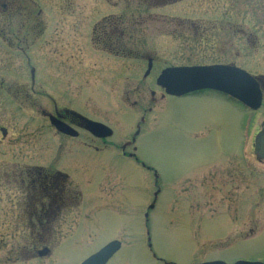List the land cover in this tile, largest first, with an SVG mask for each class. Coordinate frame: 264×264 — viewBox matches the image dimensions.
Listing matches in <instances>:
<instances>
[{
	"label": "rangeland",
	"instance_id": "rangeland-1",
	"mask_svg": "<svg viewBox=\"0 0 264 264\" xmlns=\"http://www.w3.org/2000/svg\"><path fill=\"white\" fill-rule=\"evenodd\" d=\"M25 1L37 3L36 0ZM76 2L80 4L84 1ZM231 4L233 7H230ZM172 5L176 7L151 8L144 16L151 14L156 20H223L228 13L234 23L239 25L236 30L242 28L247 31L248 28L256 36L254 29L257 28V37L264 44V0H187ZM133 12L141 14L136 10ZM57 13L66 17V12ZM98 13L91 12L90 25L95 23L97 17L93 15ZM34 15L35 10L32 12ZM30 20L24 23L30 24ZM14 21L13 26L20 24L17 19ZM35 22L33 25H36ZM44 22L51 27L68 26L67 17L59 23ZM158 26L163 27L161 24ZM172 30L170 28L169 34ZM174 32L178 33V30ZM186 32V36H192L190 30ZM235 33L236 47L242 40L238 39L239 33ZM153 34L150 36L152 39L160 38L159 34ZM205 45L195 42H154L138 46L155 57V70L169 63L212 64L225 58L211 52L209 45L205 49ZM6 47V43L0 42V128L6 130L5 137L0 134V264H52L51 256L32 258L21 250L35 240L34 244L38 248L40 244L51 247L68 243L71 235L63 236L61 233L78 227L85 232L84 238H81L83 242L78 241L77 236L76 240L80 244L72 246L74 243H68V249L73 247L74 251L73 255L69 251L64 252L68 264L75 260L74 255L77 258L83 253L87 255L114 239L121 240L123 246L108 264H199L207 261L228 264L237 260L264 262V163L257 161L253 149L249 157V209L250 228L255 235H250L246 241L236 235L230 240L232 236L229 234L233 230L235 234L242 231V214L235 216L234 221L229 220L230 224L227 218L222 217L229 216L231 211L227 202L229 199H226L232 195L228 192L232 191L231 186H221L216 191V188H211L210 177L204 180L202 209L200 203L188 204V209H185L183 202L176 197L184 198L186 195L190 198L188 195L197 193V178L192 176L182 183L177 180L180 176L196 172L199 165L205 163L215 162L221 170H226L232 163L229 157L219 156L223 152L236 151L241 116L249 115L251 118L252 141L255 133L264 125V95L260 108L252 113L244 111L245 115L243 111L241 114L237 104L225 102L219 94L211 97H168L162 101L160 92L156 91L155 101L152 102L147 87L153 85L150 82L153 71L144 81L142 74L145 63L139 59L119 61L121 69L118 75L113 68L101 65L105 60L100 53L105 51L99 44H73L68 40L57 44L49 36L39 41L27 39L26 43L13 44L10 51ZM86 48L91 53L88 61L84 58ZM242 54L239 55L241 59L233 57L231 60L245 66L251 73H264V60L257 58V65L246 57L243 59ZM221 60L219 62H223ZM31 69H34L33 82ZM113 76H117V81L112 80ZM64 109L110 127L113 135L107 139L109 151L130 141L136 125H140L141 116L144 118L140 136L136 139V154L148 168L156 171L160 187L154 208L149 213L147 234L141 212L146 210L152 200L156 189L154 179L115 152L117 155H113L109 163L112 167L106 166V169L114 168L125 177L123 182L118 183L121 188L117 195L108 202H102L99 199L101 190L96 183L100 172L97 168L100 158L105 159L104 154L100 153L108 154L109 151L94 152L93 148L103 149V145L79 130L75 139L58 135L49 126L46 115ZM194 129H201L197 132L198 139L192 138ZM218 158L221 159L216 162ZM234 163L241 164V158L236 156ZM214 166L207 165L203 169V177L216 169ZM32 167L64 171L74 191L78 189L80 192L81 198L75 205H71V202L65 205L63 211L74 214L59 222L58 227L62 223V228L57 234L52 231L45 237L33 236L17 214L23 206L17 176ZM87 172L91 174L90 179ZM236 175H239L236 178L239 185L234 188L238 187L241 192L242 173ZM215 192H219V197L212 200L217 196ZM213 209L217 211L216 216L211 215ZM29 253L33 255V252Z\"/></svg>",
	"mask_w": 264,
	"mask_h": 264
},
{
	"label": "flooded vegetation",
	"instance_id": "flooded-vegetation-1",
	"mask_svg": "<svg viewBox=\"0 0 264 264\" xmlns=\"http://www.w3.org/2000/svg\"><path fill=\"white\" fill-rule=\"evenodd\" d=\"M1 2L4 1L1 4L0 8V42L7 44V50H11V46L13 44H19V42H27V39H31L32 41H39L41 38H47L50 36L53 43L62 44L63 40H68L73 44H99L101 45L102 50H104V53L102 54L105 63H102L101 65L103 67L113 68L114 71L117 72L121 69L119 65V61L125 60V59H139L145 63V68L147 67L148 61H151V70L150 72L144 76V73L142 74L143 80H147L148 77H150V82H152L153 85H149L148 91L150 95V99L152 102L155 101L154 97L156 94V91H159V97L163 101L166 98L170 97L164 94L163 89L159 88L155 84L156 77L160 74V72L168 67H178V66H186L187 62H183L184 64H165L162 65L159 68H155L156 59L153 57L152 54L149 53L147 50H142V46H138L140 44H151L154 42H178V43H190L195 42L196 44H206V48L209 45L210 51L215 52V55L225 57L224 59H218L217 62L212 64H221V65H233L234 62L231 60L234 58H239L240 54H242L243 59L246 57L250 61L254 62L258 65L255 60L258 58L259 60H264V44H260L258 46H254L256 43V37L251 34L250 30L247 29V31L243 29H235L236 25L234 24V20L231 18V16L226 13L225 19L221 20H189V19H153V16L151 14H148L147 17L144 16L147 12H150L151 8H160L163 7L166 8H174L176 6L172 5L175 4V2H182L187 0H137V3H130L129 0H82L83 3H77L76 1L79 0H36L37 3H26L25 0H0ZM56 1V2H55ZM0 2V3H1ZM60 2V3H57ZM174 6V7H172ZM38 7V8H37ZM230 7H233V4L230 5ZM185 8H181V10H184ZM35 10L34 17L32 16V12ZM133 10H136L137 12H141L138 14H135ZM57 12H66L67 17V25L68 26H62V27H51L47 23L44 22H53V23H59L61 20L66 19L63 15H58ZM91 12H99L103 14H96L93 15L94 17H97L95 20V23L93 25H90V20L92 18ZM34 19L37 22L36 25H33ZM50 18V21H49ZM18 20L20 24L17 26H13L14 20ZM74 19V20H70ZM23 20V21H21ZM30 24L24 21H29ZM18 23V22H17ZM63 23V22H62ZM162 25L158 26V25ZM170 28H173L172 32L169 34ZM178 30V33H175V30ZM220 29V30H216ZM187 30H190L192 33L191 37L186 36L185 33ZM239 33V40L242 41L239 43L238 46H234L235 44V32ZM163 34H160V33ZM153 33L159 34V39H152L150 36H153ZM175 34V35H174ZM177 34V35H176ZM154 40V41H153ZM244 40V41H243ZM241 46V47H240ZM89 48V46H88ZM144 48V47H143ZM72 49H74V46H72ZM236 50V51H235ZM86 54L85 59L88 61L90 58V52L87 51L86 48ZM236 52V53H235ZM251 52L253 53L251 55ZM77 54V53H76ZM83 58V59H84ZM70 59L71 56H70ZM75 60L78 62V58L76 57ZM223 62H219V61ZM89 65V64H88ZM254 65V66H257ZM120 67V68H119ZM32 70V82L34 80V69ZM260 74V73H258ZM119 75V74H118ZM113 81H117V76L111 77ZM148 85V84H147ZM153 86V87H152ZM70 89V87H68ZM66 88V89H68ZM201 96V97H211L214 94L208 93V92H202L199 94H190L184 97H192V96ZM181 97V98H184ZM225 99V102L231 103V105H235V103L231 102L230 100ZM136 103H133V106H135ZM238 109L241 110V114L243 111V115H245L244 110L237 105ZM236 107V108H237ZM148 111L150 109L148 108ZM57 111H54L56 113ZM59 114V118L62 122L70 126L71 128L75 129L77 133L79 134L78 130L86 133L79 127L78 120L74 119L69 114H66L64 110L57 112ZM127 118V117H126ZM144 118L141 116L139 123L140 125H136L135 132L133 133L130 141H126L121 145L119 148H112V152L114 151V154H112L111 151L106 147L107 139H95L99 143L103 145L102 148L95 147L93 148L94 152L101 151H109L108 154L102 152L101 154H104L105 159L100 158V164H98V168L100 172L98 173V180L96 183H98V187L101 190V195L99 196V199L102 202H108L110 199H112L116 193L120 190L121 187L118 186L119 182H123V178L125 177L122 173L117 170L113 169H106L107 167H112L109 163L113 160V155H118L126 160H129L135 164V166L140 167L145 173L150 175L154 179V186L156 187L155 191L152 194V200L150 204L146 207V210L141 212L143 223H144V229L146 234L147 232V225L149 222V213L154 208L156 199L158 197V194L160 193V187H159V179L157 176V173L152 168H148L146 164L141 162L137 158V147L136 142L138 136H140L141 131V124H143ZM212 122H210L211 125ZM240 125H238V131L237 132V145H236V151H227L223 152L219 157H229V160L232 162L230 165L227 166L226 170H221L218 168L217 163H205L204 165H199L196 172L191 171L187 172L186 174L180 176L177 180L185 182L190 180L192 176L197 178L196 181V195H188L190 198H188L186 195L184 198L181 196H176L179 198L184 205V208H187L188 204L192 203H200V207L202 209V200L204 198L203 195V182L204 180H207L210 177V181L212 182L211 188H216L217 191L218 188H222L221 186H231L232 191L228 190L229 194L231 193V197L226 199H229L228 204L231 206V211L229 213V216H222L223 218H227V223H229V220L234 221L236 218L235 216H238L240 213L242 214V231L235 234V230H233V233H229L231 236V239H234L233 236H240L243 237L242 241H246L250 235H255L253 230L250 228V209H249V177H250V164H249V157L250 152L252 149V141H250V130H251V123L249 118L246 116L240 117ZM209 125V126H210ZM107 126V125H106ZM110 128V127H109ZM201 129H194L192 131L194 139H198L197 132ZM211 131V129H210ZM258 132V131H257ZM256 132V133H257ZM255 133V134H256ZM113 134V133H112ZM60 135V134H58ZM238 135L240 136V143H238ZM61 137H66L63 135H60ZM78 135L75 137L77 138ZM71 138V139H75ZM84 144V143H82ZM86 145V144H84ZM239 145V146H238ZM131 148V149H129ZM236 156H239L242 160L241 164H235L234 158ZM221 158H218L215 160L218 162ZM260 163H264L263 161H260L257 159ZM211 164L215 165L214 167L216 169L210 170V174H206L205 177H203V169L206 168L207 165L211 166ZM235 165L237 167H235ZM101 167V168H100ZM220 171H219V170ZM36 173L43 174L42 176L45 178H49V180L45 179L44 181H38V180H31L29 181L28 189L29 194L36 193V195H29L27 196V199H35V201H38L39 207L36 211H29L27 212L26 209H24L22 212H19L18 215L20 219L24 220L23 224L25 228H28L30 230V234L32 235H49V233L52 234V231L54 234H57V232L62 228V223L59 226V222L63 220L69 219L71 215H73V212L63 211L65 205L68 202H71V205H75V202H78L81 198L80 192L78 189L77 191H74V186H71L70 180L68 175L58 169H54L52 171H37ZM97 173V172H95ZM237 173H242L243 177V187L242 191L239 192V189L234 188L235 185H239L236 183V178H239V175H236ZM88 178L90 179L91 174L87 172ZM21 176V175H20ZM22 184L24 181H21ZM95 183V182H94ZM26 189V188H25ZM227 189V188H226ZM11 191V190H10ZM217 196L213 197L212 200H216L219 196V192H215ZM241 194V196H240ZM119 195V194H118ZM238 197H236V196ZM241 198V201H239ZM193 199V200H192ZM223 200V198H220ZM144 207V206H143ZM188 209V208H187ZM206 215V214H205ZM211 215L216 216L217 211L215 209L212 210ZM213 217V216H212ZM232 229V228H231ZM72 230V231H71ZM69 229L66 231V233L62 232L61 235L63 236H69L71 235V239L68 243H74L72 246H77V244H80L78 241L83 242L84 238V231H80L79 227L75 229ZM237 230H240L237 228ZM79 236V240H76V237ZM65 240V239H64ZM236 240V239H235ZM111 241H119L120 247L117 250V252L121 249L122 241L119 239H114ZM109 241V242H111ZM149 241V240H148ZM240 241V240H236ZM107 242V243H109ZM68 243H61L57 244L48 248V253L46 256L52 257V264H68L65 259H67V255L64 253L66 251H69L70 254H72L73 247L71 249H68L67 245ZM105 243V244H107ZM104 244V245H105ZM39 245V244H38ZM102 245L101 247H103ZM44 246H41L38 248V246L34 243L30 244L28 247H23L21 251H26L27 254H29V257H36V252ZM101 247L93 250L88 251L90 252L87 255L80 254V257L77 258L76 255H74L76 258L71 262V264H81L88 256L92 255L93 253L97 252ZM147 248L150 250L149 242H147ZM20 251V252H21ZM29 252H33V255ZM63 252V253H62ZM111 256V258L105 263L108 264L111 259L116 255V253ZM73 255V254H72ZM79 255V254H78ZM15 257V256H14ZM17 257H15L16 259ZM255 261V260H253ZM233 263V262H232Z\"/></svg>",
	"mask_w": 264,
	"mask_h": 264
},
{
	"label": "water",
	"instance_id": "water-1",
	"mask_svg": "<svg viewBox=\"0 0 264 264\" xmlns=\"http://www.w3.org/2000/svg\"><path fill=\"white\" fill-rule=\"evenodd\" d=\"M151 69V61H148L145 76ZM156 85L162 88L165 94L175 97L200 92L213 91L227 96L240 103L244 107L255 111L260 107L262 93L258 83L245 71L233 66H191L166 68L156 79ZM79 121V126L95 138H108L111 130L103 124L88 120L81 115L65 111ZM59 115H48L49 124L56 132L70 137H76L77 132L58 119ZM2 136L6 131L0 129ZM255 153L259 159L264 160V128L256 136ZM119 243L113 241L105 245L98 252L87 258L82 264H105L106 261L118 250ZM46 248L37 252L39 257L47 254ZM201 264H226L222 261L206 262ZM234 264H263L261 262L238 261Z\"/></svg>",
	"mask_w": 264,
	"mask_h": 264
},
{
	"label": "trees",
	"instance_id": "trees-1",
	"mask_svg": "<svg viewBox=\"0 0 264 264\" xmlns=\"http://www.w3.org/2000/svg\"><path fill=\"white\" fill-rule=\"evenodd\" d=\"M27 177H28V180L31 181V180H38V181H44L45 179L49 180V178H45L43 177L41 174L39 173H36L34 170H30L28 171L27 173ZM30 196L31 195H36V193H31L29 194ZM37 196V195H36ZM38 201H35V199H29L28 202H27V205H28V211H35L37 210V204Z\"/></svg>",
	"mask_w": 264,
	"mask_h": 264
}]
</instances>
